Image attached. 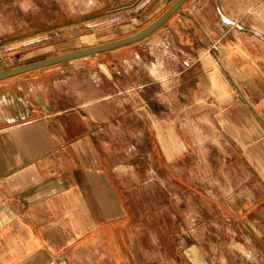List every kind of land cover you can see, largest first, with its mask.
I'll return each instance as SVG.
<instances>
[{
	"label": "crops",
	"instance_id": "crops-1",
	"mask_svg": "<svg viewBox=\"0 0 264 264\" xmlns=\"http://www.w3.org/2000/svg\"><path fill=\"white\" fill-rule=\"evenodd\" d=\"M167 1L142 0L143 14L101 29L11 41L0 47V71L132 33ZM178 10L136 42L0 78V264H173L171 245L142 239L132 221L136 191L110 162L103 137L112 130L104 124L124 115L125 103L140 110L152 101L156 33H165L187 62L174 78L168 61L165 101H179L184 119L197 103L198 118L218 125L216 141L229 149L222 166L245 176L239 191L214 195V203L245 225L264 264V0H186ZM144 86L148 96L141 95ZM147 113L151 133L177 130L172 115L152 127L150 107ZM187 151L185 144L161 145L165 161Z\"/></svg>",
	"mask_w": 264,
	"mask_h": 264
},
{
	"label": "rangeland",
	"instance_id": "rangeland-1",
	"mask_svg": "<svg viewBox=\"0 0 264 264\" xmlns=\"http://www.w3.org/2000/svg\"><path fill=\"white\" fill-rule=\"evenodd\" d=\"M140 1L0 0V47L24 37L44 34L56 40L89 28L97 30L127 22L141 11ZM170 43L165 33L152 35V62L159 65V76L152 74V101L147 99L140 110L132 102L125 103V114L104 124L112 128L103 136L110 149L109 160L114 165L119 163L127 187L136 191L138 207L132 221L140 225L142 239L150 236L158 244L171 245L166 251L173 264H198L199 260L203 264H261L248 242L250 235L245 225L228 218L224 209L214 203V195L239 191L245 176L238 167L222 166L229 149L223 143L220 145L218 138L216 141L218 125H214L212 118H198L202 110L197 103L189 104L190 115L184 119L179 101H165L163 78L170 65L168 61L172 63L174 78L181 64L187 63L180 58L174 43ZM165 49H172L175 55L169 56ZM143 88L141 95L148 96L150 90ZM189 90L191 98L196 88L190 86ZM176 91L180 89L173 87V96H179ZM207 106L205 109L211 115L214 108ZM149 107L152 127L163 122L161 118L172 115L169 120L177 127L174 134L162 126L157 135L149 131ZM184 144L188 149L184 155L177 154L165 161L161 145L175 150ZM164 249L157 248L162 255Z\"/></svg>",
	"mask_w": 264,
	"mask_h": 264
},
{
	"label": "water",
	"instance_id": "water-1",
	"mask_svg": "<svg viewBox=\"0 0 264 264\" xmlns=\"http://www.w3.org/2000/svg\"><path fill=\"white\" fill-rule=\"evenodd\" d=\"M185 1L186 0H173L161 14L132 33L101 43L53 54L35 61L18 65L11 69L0 71V78L136 42L162 26Z\"/></svg>",
	"mask_w": 264,
	"mask_h": 264
}]
</instances>
